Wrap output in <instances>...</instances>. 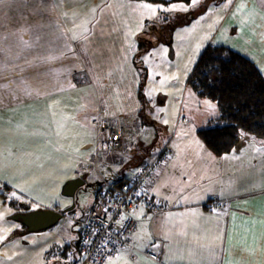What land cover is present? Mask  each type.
Segmentation results:
<instances>
[{
	"label": "crops",
	"instance_id": "1",
	"mask_svg": "<svg viewBox=\"0 0 264 264\" xmlns=\"http://www.w3.org/2000/svg\"><path fill=\"white\" fill-rule=\"evenodd\" d=\"M205 3L212 9L219 6L217 0H199L195 7L203 8ZM173 4L185 5L187 10H162ZM145 5L156 7L155 14ZM193 9L182 2L162 5L147 0H8L0 15L8 26L0 30L4 37L0 41V125L9 124L13 133L8 148L1 147L5 150L0 156V181H9L10 190L17 188V180L28 183L35 177L33 172L44 166V160H36L43 147V131L39 130L47 127L43 103L81 88L87 90L79 94L74 120L96 130L91 121L96 113L108 124L131 127L134 136L122 151L98 159L94 157L95 138L85 139L81 152L62 149L59 141L54 142L59 155L71 152L73 157L76 169L73 176H66V182L77 178V167L93 161L104 166L133 141L144 139L140 141L143 149L132 159L129 175L118 180L131 179L162 148L170 153L146 186L151 200L168 205L169 210L143 209L131 236L135 248L119 251L107 264H264V141L242 136L233 151L217 156L197 133L219 116L215 102L200 98L189 86L176 101L155 93L153 84L148 93L144 87L146 63L140 66L139 58L151 50L157 36L149 26L164 15H185ZM225 15L221 20L215 17L213 35L203 38L202 50L209 45L228 47L255 63L264 75V0H232ZM21 16L30 22L39 20L38 35L37 30L12 27ZM9 31H19V36L10 37ZM74 34L81 38L70 39ZM170 101L179 103L173 126L167 128L164 121L171 113L165 108ZM49 123L54 131L60 126L54 119ZM159 136L163 142L158 146ZM52 158L45 165L49 167ZM128 162L127 155L124 166ZM211 201L215 206L207 209ZM0 213V237H4L0 264H46V254L55 246L64 257L54 264H74L76 255L80 257L79 225L66 220L58 230L53 226L8 241L21 225L1 197ZM149 251L157 258L149 257Z\"/></svg>",
	"mask_w": 264,
	"mask_h": 264
},
{
	"label": "rangeland",
	"instance_id": "2",
	"mask_svg": "<svg viewBox=\"0 0 264 264\" xmlns=\"http://www.w3.org/2000/svg\"><path fill=\"white\" fill-rule=\"evenodd\" d=\"M218 3L219 6L216 9H212V7L207 6L208 4L205 3L203 4V8L194 7L191 13L185 15L167 14L159 17L154 24L149 26L151 31H157V36L152 40L151 50L145 52L139 58L140 66H144V63H146L147 77L144 84L146 93L149 92L151 84L154 85L152 89L155 90V93L157 92L165 97L172 98V101H176L185 92L186 87H188L190 74L208 47L206 46L202 50L203 38L209 39L210 35H213L215 17L220 20L223 19L229 9L230 4H227V0H217ZM143 46L144 48L148 47L146 43ZM173 77L176 78L173 79ZM86 90V88H81L72 94L64 93L56 97L57 99L52 98V100L43 103L44 112L48 113L45 120L47 127L39 130V133L43 131V147L42 151H38L39 157L36 160H44V166H39V171L33 172L35 177L28 179V183L20 184L22 180H17V188L12 190H10L12 187L9 181H0L3 184L0 185L2 204H5L3 202L4 198L6 201L16 200L23 202L25 205L28 204L32 211L50 208L81 217L93 206L98 190L104 185L105 181L114 182L122 176L129 175L128 171L132 169V166L130 167L132 159L143 149L140 143V141H144V139H141L142 136L141 138L139 137L141 140L130 143L124 153L112 156L110 161L105 163L104 166H102L101 161L97 163L93 161L91 165L77 167L78 176L75 177L83 179L85 184L77 190L75 196H68L63 193L62 190L66 184V176H73V170L76 167L72 164L73 157H70L71 152H60L61 154L59 155L55 150L54 142L59 141L62 149L67 147L68 150L73 152H81L82 148L85 147V145L82 146L83 141L87 138H95L97 134L96 130H90V126L88 128L82 126L80 120L73 119L79 106L77 102L79 94ZM172 101L165 108L166 111L170 110L171 113L167 128H172L173 126L174 110H176V104L178 105L179 103ZM52 113L57 114L51 115ZM149 117L150 115L147 114L146 119ZM51 118L60 124L56 131L50 127L53 125V123H49L52 120ZM92 123L94 128H97L96 123L93 121ZM9 128L10 125L7 123L0 125V156L3 155L2 151L5 150L1 147L8 148L6 145L9 142L10 134L13 135ZM7 129L8 131H6ZM243 136L247 137L249 135L243 134ZM161 137H158V146L163 142ZM31 138L37 139L35 136ZM49 149L53 152H49ZM51 154H54L53 158L50 157ZM127 155L129 165L124 166V159ZM48 158H52L53 162L51 165L53 166L49 165L48 167L45 165L48 163ZM36 173L39 175L37 176ZM13 192L16 193L15 198L11 195ZM65 221L66 219L63 218L54 227L58 230ZM75 261L81 264L84 262V259L81 255L80 257L76 255Z\"/></svg>",
	"mask_w": 264,
	"mask_h": 264
},
{
	"label": "trees",
	"instance_id": "3",
	"mask_svg": "<svg viewBox=\"0 0 264 264\" xmlns=\"http://www.w3.org/2000/svg\"><path fill=\"white\" fill-rule=\"evenodd\" d=\"M147 1L189 4V0ZM188 86L200 98L211 100L219 107V116L197 131L213 154L222 156L233 151L242 133L264 141V75L255 63L228 47L209 45L190 74ZM3 200L15 209L29 210L16 200ZM205 207L212 209L210 202ZM21 233L12 234L8 240ZM58 250L55 246L47 252L46 264L63 260V253Z\"/></svg>",
	"mask_w": 264,
	"mask_h": 264
},
{
	"label": "built area",
	"instance_id": "4",
	"mask_svg": "<svg viewBox=\"0 0 264 264\" xmlns=\"http://www.w3.org/2000/svg\"><path fill=\"white\" fill-rule=\"evenodd\" d=\"M94 120L98 126L94 157L98 159L100 153L121 151L124 130L114 129L101 120ZM167 152L166 147L162 148L156 155L157 160L153 159L143 165L129 180L124 179L118 183L104 182L98 191L94 211L90 217L81 221L79 249L84 264H107L119 251L133 250L135 245L131 236L137 227L135 218L138 212L144 208L156 211L168 209L167 205L158 203L149 205L144 192L156 163L163 161ZM138 204L146 206L139 209L134 218L133 208ZM210 205L213 209L215 203L211 201ZM147 254L153 259L157 258L153 251Z\"/></svg>",
	"mask_w": 264,
	"mask_h": 264
},
{
	"label": "bare ground",
	"instance_id": "5",
	"mask_svg": "<svg viewBox=\"0 0 264 264\" xmlns=\"http://www.w3.org/2000/svg\"><path fill=\"white\" fill-rule=\"evenodd\" d=\"M99 116V114H93L92 116H91V119H92V121L93 122H95L96 123V125H97V121H95L94 120V118L95 119H97V120H100L99 118H97ZM102 122H104L103 120H101ZM106 123V122H105ZM106 124H108V123H106ZM108 125H110L112 128H114V129H123L124 130V135H123V137H122V140H121V145H122V147H121V149L123 150L124 149V147H125V144H126V142H129V141H131L132 140V138H133V136H134V130L131 128V127H129V126H127V125H124V124H108ZM96 129V131H98V126H97V128H95ZM96 136H97V134H96ZM95 141H96V137H95V139H94V156H95ZM121 150V151H122ZM113 152H119V151H113ZM105 153H110V152H105ZM105 153H100L98 156H101L102 154H105ZM158 154V153H157ZM156 154V155H157ZM169 156H170V153L169 152H167V157L163 160V161H159V162H157L156 163V165H155V170L156 169H158V168H160L161 166H162V164H164L167 160H168V158H169ZM155 160H157V156L154 158V160L153 161H155ZM91 161V160H90ZM122 180V179H121ZM121 180H117V181H115V182H113V183H118V182H120ZM110 182V181H109ZM144 192L146 193V199H147V202L149 203V205H154V201L153 200H151V198L148 196V188L147 189H144ZM17 202H19V203H21V204H24L23 202H21V201H17ZM96 202V201H95ZM95 202H94V204H93V206L86 212V214H84L83 216H81V217H78V216H76V215H69L68 213H64V211H60V210H58V209H50V208H42V209H38V210H36V211H39V210H53V211H56V212H59V213H61L62 214V219L63 218H65L67 221H69V222H71V223H74V224H77V225H79L80 226V228H81V221H83L84 219H86V218H88V217H90L91 216V213L94 211V208H95ZM3 205H5V206H8V207H10L12 210H13V214H12V218H13V220L14 221H16V222H18L20 225H21V228L19 229V230H16V231H14L12 234H14V233H17V232H22L19 236H21V235H23V234H26L27 232H23L24 230H26L27 229V231H28V227L21 221V220H16L14 217L17 215V214H27V213H30V212H35V211H32L31 209H30V206L28 205V204H26L28 207H29V210L28 211H26L25 209L24 210H22V209H15V208H13V207H11L10 205H8L7 203H5V204H3ZM166 205V204H165ZM144 206H146V205H143V204H138V205H136L134 208H133V213H132V215H133V217L135 218V214H136V212L139 210V209H141V208H143ZM168 206V205H167ZM169 206H168V209L167 210H169ZM145 209V208H144ZM143 209H141L139 212H138V214L142 211ZM162 210H164V209H162ZM137 214V215H138ZM137 215H136V217H137ZM61 219V220H62ZM135 221H137L136 220V218H135ZM59 223V222H58ZM57 224V223H56ZM55 224V225H56ZM54 226V225H53ZM53 226H51L50 228H52ZM50 228H48V229H44V230H40V231H36V232H42V231H45V230H49ZM29 232V231H28ZM12 236V235H11ZM18 236V237H19ZM79 238H80V231H79ZM12 240V239H11ZM11 240H8V241H11ZM74 261H75V259H74ZM74 264H78V262H75ZM82 264H84V263H82ZM87 264V263H86Z\"/></svg>",
	"mask_w": 264,
	"mask_h": 264
},
{
	"label": "snow or ice",
	"instance_id": "6",
	"mask_svg": "<svg viewBox=\"0 0 264 264\" xmlns=\"http://www.w3.org/2000/svg\"><path fill=\"white\" fill-rule=\"evenodd\" d=\"M35 2H36V3H41L42 0H35ZM57 2L59 3V0H57ZM7 3H8V0H0V15H2V13H3V9H4L5 6H7ZM198 3H199V0H189V5H190V6L195 7ZM231 3H232V0H227V4H231ZM239 6H240V7H244L243 4H240ZM145 7H148V8L151 10V12H152L153 14H155V12L157 11V8L154 7V6H152V5H145ZM177 8H179V9H181V10H187V6H185V5H176V4H173L171 9H162V10H164V11H171V10H175V9H177ZM93 11H95V9H93ZM65 16L67 17V16H68V13H65ZM261 20H264V16L261 17ZM7 27H8V26L4 24L3 20H0V30L7 29ZM12 27L17 28V29H19L20 31L37 30V35H38V34H39V30L42 28V24L39 22V20H37V19H35V18H34V20H33L32 22H30V21H28V19H27L26 16H21V17L19 18V22H18V23H14V24L12 25ZM87 31H88V29H87V27L85 26V27H84V32H87ZM8 35H9L10 37H11V36H19V31L16 32V33H13V32H11V31H9V32H8ZM80 38H81V37H78V36H76L75 34H74L72 37H70V39H72V40H77V39H80ZM83 38H84V39H87L86 36H84ZM3 39H4V37H3V32L0 31V41H2ZM175 78H176V77H173V79H175ZM204 103H205L209 108H211V109H215V107H216V106H215L214 104H212L210 101H204ZM161 111H163V109H161ZM164 123L167 124L168 121L165 120ZM242 135H243V133H242ZM197 143H198V142H197ZM224 158L227 159L228 156H225ZM11 195H12V197H14V198L16 197V193H15V192H13ZM2 218H3V213H0V219H2ZM3 239H4V237H0V241H2ZM262 244H264V242H262ZM245 251H247V250H245Z\"/></svg>",
	"mask_w": 264,
	"mask_h": 264
},
{
	"label": "water",
	"instance_id": "7",
	"mask_svg": "<svg viewBox=\"0 0 264 264\" xmlns=\"http://www.w3.org/2000/svg\"><path fill=\"white\" fill-rule=\"evenodd\" d=\"M85 184L81 178H73L66 182L63 187V193L68 196H75L77 190ZM21 220L27 227L29 232H36L48 229L62 219V214L53 210H39L27 214H17L14 217Z\"/></svg>",
	"mask_w": 264,
	"mask_h": 264
}]
</instances>
